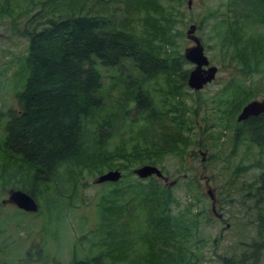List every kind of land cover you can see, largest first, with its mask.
I'll return each instance as SVG.
<instances>
[{
    "label": "rangeland",
    "instance_id": "374dc122",
    "mask_svg": "<svg viewBox=\"0 0 264 264\" xmlns=\"http://www.w3.org/2000/svg\"><path fill=\"white\" fill-rule=\"evenodd\" d=\"M45 1L0 0V8L7 12H0V139L6 112L18 109L14 94L22 83L17 75L27 43L23 33L41 27L46 11L40 3ZM159 1L158 6L148 2L151 9L148 8V13L140 8L132 17H126L124 28L150 45L159 46L162 51L166 49L165 57L177 51L183 59L184 52L193 46L191 37L186 36L188 27L193 25L192 37L198 40L209 66L216 69L213 81L198 91L188 89L185 81L176 90V77L161 74L154 80H145L130 61L123 64L121 71L98 67L103 106L83 125L81 164L60 166L47 186L37 187L34 200L38 209L34 214L1 205L6 191L13 189L9 186L2 189V170L13 165L12 161L0 159V264H66L73 257L89 259L104 248L103 219L120 224L114 229L117 238L113 253L123 259L116 264H159L160 261L168 264L163 255L156 257V253L161 255L157 235L145 236L141 243L136 241V229H145L143 213L130 214L128 210L136 190L126 189V195L117 199L122 187L147 186L150 182L151 178L139 180L130 173L143 164H135L128 170L119 167L105 170L102 166L103 163L120 165L119 156L131 146L148 149L152 165L168 182L174 181L168 189L169 215L186 214L187 218L190 213L198 215L197 226L192 231V234L195 231L192 244L201 254L198 264H221L220 258L232 253L238 257L242 244L264 235V195L256 189L258 176L264 174V148L244 139L243 128L239 126L243 122H235L243 105L264 100V57L256 60L254 70L246 71L240 68L241 63L221 54L214 39L212 20L204 15L211 14L225 0H190L189 8L186 0ZM154 6L156 12L152 11ZM81 9L86 14L97 13L111 24L124 16L123 0H83ZM192 68L189 63L181 64V69L187 72ZM127 76L128 80H137L143 92L151 97L154 116L135 112L125 88ZM228 83H239L250 92L246 99L240 100L231 121L221 107L213 106V99L219 97ZM108 115L116 122L111 137L97 145L95 126ZM136 121L142 127L151 121V127L139 134L137 129L127 127ZM237 128L239 136L235 137ZM172 142L176 147L167 149L166 145ZM115 150L119 152L117 156H113ZM85 163L89 165L82 167ZM92 163L101 164L100 172L91 168ZM112 170L121 173L119 181L93 183L95 178ZM16 175L20 180L24 172ZM156 184L164 189L161 182ZM112 186L116 192L111 190ZM103 198L107 204L101 202ZM135 200L142 198L136 195ZM128 214L130 218L126 219ZM259 264L264 262L260 260Z\"/></svg>",
    "mask_w": 264,
    "mask_h": 264
},
{
    "label": "trees",
    "instance_id": "16d2710c",
    "mask_svg": "<svg viewBox=\"0 0 264 264\" xmlns=\"http://www.w3.org/2000/svg\"><path fill=\"white\" fill-rule=\"evenodd\" d=\"M123 2L124 16L112 24L97 13L86 14L81 9L83 0H46L40 3L46 11L41 27L23 33L27 43L25 54L19 59L17 75L21 76L22 83L20 90L14 94L18 109L6 112L2 127L0 159L12 161L13 165L2 170V189L9 186L35 199L37 187L40 184L47 186L60 166H80L83 125L93 119L103 106L98 67L121 71L123 64L130 61L135 72L145 80H154L161 74L176 77V90L185 83L187 71L181 69V64L185 61L180 53L176 51L165 57L166 49L162 51L159 46L150 45L143 37L138 38L124 28L126 17H132L140 8L146 9L148 13V2L158 6L160 1ZM75 6L77 8L73 10ZM156 6L153 12L157 11ZM0 12L7 13L1 8ZM204 16L212 20L214 39L216 37L221 54L228 56L231 61L241 63L240 68L246 71L250 68L254 70L256 60L264 57V0H225L211 14ZM128 79L129 76L125 88L132 99L135 112L138 115L146 113L154 116L155 106L151 97L146 91L143 92L137 80ZM248 93L250 92L246 87H241V84L228 83L220 91L219 97L213 99V106L221 107L222 113L231 121L239 108L240 100L246 99ZM176 113L180 114V111ZM111 118L108 115L95 126L97 145L110 139L111 130L116 123ZM137 123L138 121L130 123L127 127L137 129L139 134L151 127V121L145 122V127ZM121 125L123 126V122ZM239 126L243 128L244 139L264 148V112L257 117L248 118ZM238 128L235 137L239 136ZM175 147L173 142L166 145L167 149ZM118 153L115 150L113 156ZM119 157L122 159L120 165L103 163V168L111 170L119 167L128 170L135 164L152 165L153 162L148 149L136 146H131L127 153ZM85 164L81 166L89 165ZM91 168L98 172L102 169L101 164L94 163ZM21 171L24 176L18 180L16 172ZM130 173L132 174L131 171ZM257 180L259 187L256 189L260 195H264V174L261 173ZM157 182L160 181L152 177L146 183L147 186L138 184L135 187H122L117 196L121 200L126 195V189L128 192L136 190L128 210L130 214L143 213L145 219V229L140 230L141 227H138L135 231L136 241L141 243L143 237L157 235L161 241V255L156 253V257L163 255L168 264H198L201 254L192 244L195 234L192 231L197 226L198 215L190 213V218L186 214L170 216L169 188L162 185L164 189H161ZM111 190L117 191L113 186ZM136 195L142 201L135 200ZM101 202L107 204L104 198ZM128 218L129 214L126 219ZM119 225L118 221L103 219L105 234L102 233L101 244L104 248L89 259L73 257L66 264L121 262L122 256L113 253L117 238L114 229ZM259 238L242 244L240 256L232 253L221 257V264H259L260 260L264 262V235L260 234ZM154 254V250H151V255ZM158 263L166 264L164 261Z\"/></svg>",
    "mask_w": 264,
    "mask_h": 264
},
{
    "label": "water",
    "instance_id": "95a60500",
    "mask_svg": "<svg viewBox=\"0 0 264 264\" xmlns=\"http://www.w3.org/2000/svg\"><path fill=\"white\" fill-rule=\"evenodd\" d=\"M186 1V6L189 8L190 0ZM194 31L195 27L193 25H190L186 31V36L191 37L193 46L184 52L183 59L193 66V68L187 73L186 85L190 90L198 91L214 79L216 69L212 66L208 67V60L203 54L202 47L199 45L198 40L192 37ZM262 112H264V100L260 102L250 101L241 108L235 121L239 123L250 117H256ZM132 174L139 180L154 177L155 179H159L165 187H170L175 184L174 181L168 182L167 177H164L159 169L151 165H141L136 167L132 169ZM119 179L120 172L112 170L95 178L93 183H115ZM1 204L12 206L16 210L28 214H34L38 209L35 200L31 196L22 191L13 189L6 191V197L1 201Z\"/></svg>",
    "mask_w": 264,
    "mask_h": 264
}]
</instances>
